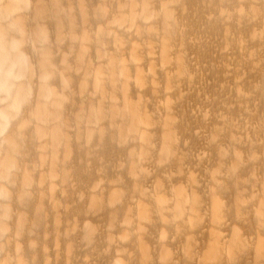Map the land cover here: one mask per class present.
I'll list each match as a JSON object with an SVG mask.
<instances>
[{"label":"bare ground","instance_id":"1","mask_svg":"<svg viewBox=\"0 0 264 264\" xmlns=\"http://www.w3.org/2000/svg\"><path fill=\"white\" fill-rule=\"evenodd\" d=\"M0 264H264V0H0Z\"/></svg>","mask_w":264,"mask_h":264}]
</instances>
